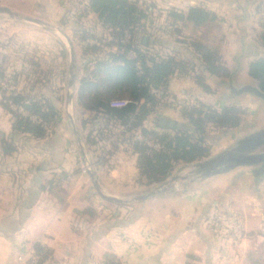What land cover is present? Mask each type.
Wrapping results in <instances>:
<instances>
[{"label":"crops","instance_id":"crops-1","mask_svg":"<svg viewBox=\"0 0 264 264\" xmlns=\"http://www.w3.org/2000/svg\"><path fill=\"white\" fill-rule=\"evenodd\" d=\"M130 1L148 9L147 17L134 34L135 43L146 51L152 49L160 58H173L184 65L183 71H176L168 79L169 97L144 122L146 129L155 122L159 129L173 134L177 125L186 123L182 117L185 107L202 104L218 111L225 107L242 109L244 115L237 127H207L204 139L209 154L205 159H209L232 146L250 122L264 125L262 104L250 95L233 97L229 93L230 77L235 88L253 84L248 67L264 58V46L259 39L264 0ZM0 8L41 20L70 39L76 56V111L80 86L74 37L82 31L88 33L89 28L108 27L89 10L87 0H0ZM193 8L210 13L214 20L196 25L175 17H186ZM15 22L16 19L0 15V77L4 78H11L10 72L16 71L13 50L17 37L22 39L21 33H25L27 44L38 39L37 34L33 36V29L52 35L61 47L65 43L57 34L28 22L25 25L33 28L17 32ZM197 46L217 58L216 65L226 74L207 71ZM116 50L105 49L103 57L109 60ZM62 55L56 54V59ZM20 67L31 77L25 63ZM94 71L92 68L88 73V81L95 85L92 95L104 90L98 85L101 71ZM196 77L203 79L209 93L197 84ZM47 86L17 85L20 94L48 102L57 112L51 123L43 125V138L14 135L12 115L0 103V264H18L20 257L28 261L33 256H38L39 262L44 257L41 264H104L107 256H113L119 264H264V175L257 182L254 172L251 174L256 168H238L185 191L144 202L108 203L98 196L83 166L65 110L67 91L64 93L62 83ZM104 96L107 104L112 99L127 98L116 94ZM160 118L174 122V127H160ZM74 122L100 186L108 195L128 198L156 185L145 186L141 181L138 155L128 143L100 155L86 143L89 132L85 129L86 134L82 133L84 129L81 131L76 115ZM5 144L12 145L14 151L6 154ZM261 151L264 148L258 152ZM183 164L179 163L169 176ZM165 201L167 206H159ZM150 207H156V211L151 213ZM36 245L42 248L40 255Z\"/></svg>","mask_w":264,"mask_h":264},{"label":"trees","instance_id":"trees-1","mask_svg":"<svg viewBox=\"0 0 264 264\" xmlns=\"http://www.w3.org/2000/svg\"><path fill=\"white\" fill-rule=\"evenodd\" d=\"M87 1L89 10L111 32L110 35L113 39L107 45L115 46L122 53L112 56L113 63L111 68L106 67L107 77L104 79H106L108 87L113 90H120L125 87L127 98L131 102L127 108L110 109L104 101V94L101 93L104 90L100 92L97 90V93L89 98V92L95 88V85L86 78L80 81L79 104L86 111L96 113L98 117L95 120L99 119L100 122L102 120L101 125L95 130L96 133H93L94 131L89 132L85 137L89 147H97L109 140L113 149L116 150L122 144L128 143L134 153L138 155L137 168L140 179L145 186L164 181L179 163H191L206 157L209 154V148L206 145L204 135L208 124L215 125L220 129L235 128L239 125L244 111L236 107H225L218 111L200 104L182 109V117L186 123L182 126L177 125L173 129V134L151 132L146 129L144 122L154 113L156 107L169 97L167 93L168 79L176 71H183L184 65L173 58L149 57L138 48L134 41V34L140 22L147 17L148 9L142 8L130 0ZM175 17L180 21L186 19L194 22L196 25L214 20L213 15L199 8L191 9L186 17L182 14ZM126 30L131 31V41L129 44L123 45L121 40ZM259 39L264 46V23ZM197 48L203 55V63L207 71L217 75L226 74L221 66L216 65L218 63L217 58L205 48L201 46H197ZM131 51L136 54L135 60L128 59L127 54ZM119 62H122L123 66H119ZM137 62L141 64V75L138 74L135 67ZM149 62L150 65H148ZM248 74L258 82L259 89L264 93V58L250 63ZM196 82L205 92H210L201 77H196ZM148 83L162 90V99H156L150 95ZM0 91L2 93L0 103L13 118V134H29L35 138L45 137L46 129L43 125L51 123L57 116L54 107L48 102L26 98L20 93L15 96H7L5 92ZM8 100H11L16 106L22 107L29 114L39 116L43 124L32 122L29 118L18 115L9 108ZM115 128L123 129L121 134L115 132ZM138 132L145 137L151 136L155 142H159L161 144L160 152H150L146 145L138 142L135 139ZM112 137L117 139L112 141ZM13 151L12 145L5 144L4 152L6 154ZM35 250L38 255L42 252L39 245L35 246ZM43 258L38 264L44 261ZM104 264H119V262L113 256H107Z\"/></svg>","mask_w":264,"mask_h":264},{"label":"rangeland","instance_id":"rangeland-1","mask_svg":"<svg viewBox=\"0 0 264 264\" xmlns=\"http://www.w3.org/2000/svg\"><path fill=\"white\" fill-rule=\"evenodd\" d=\"M35 15H39V14L36 13ZM90 22H92V21L90 20ZM15 24H16L15 30L17 32H20L19 31L20 29L21 30L26 29V31H27L29 28H33V27H29L28 25H25L24 21L21 19H16ZM36 30L37 31H35L34 29L32 30L33 34H34L33 36H35V34H37L36 36L38 39L35 38L36 41H31L30 44H27V39H24L25 33H24V35L21 33L22 39L21 38L18 39V37H17V41H15V48L13 50V55H15L16 56L15 58L17 59V64L15 66L16 71L10 72L11 78L9 77V78H5V79L10 81L16 89H17V85L18 86L24 85L25 87L34 86V88L38 86V88H39V86H41V85L47 84L48 86H52V85H57L58 83H62L63 88H64L63 90L65 93V90L67 91L66 87H67V80H68V66H69V61H70V57L68 55L69 52L67 53V51H66V48L68 50V46L66 45V43H64V46L61 47L55 41V38L52 35L46 34L44 31L39 30V29H36ZM87 30L89 31L88 33L86 31H85V33H83V31H82L79 35H77V38H76V36L74 37L75 49L77 51V55L79 58L78 69H77L78 70L77 80H78L79 86H80V81L82 79L86 78L88 80V73L90 72V69L93 68V69H95L94 72L99 71V70L101 71V72H99V75L97 77H99V80H101L100 84H98V85L104 89V92H103L104 95L116 94V95H120L121 97L125 96L126 94L123 93V91H125L124 90L125 87L121 88L120 90H113L112 88L108 87V83L106 82V79H104L107 77V73H106L107 68L106 67L108 66L109 68H111L110 66L113 63V57H110L109 60L107 59V57L105 55H104L105 57H103L105 49H117L115 46L107 45L108 42H111L113 39L112 36L110 35L111 32L108 29H104V28H96V29L89 28ZM65 32H67L70 36H72V34L69 30H65ZM15 36H17V35H15ZM28 45L31 46V47L29 46L31 48L30 51L27 48ZM138 45H139V49L141 50V52H143L147 56H149V57L151 56L152 58H155V57L160 58L159 55L156 54L152 49H150L149 51H146L144 48L141 47V44H137V46ZM60 48H62V52L60 51ZM27 51L29 53H27ZM55 53L56 54L60 53L63 55L59 56L58 59H56ZM117 54H122V53H120L119 50H116L114 55H117ZM101 55H102V57H101ZM61 57H62V59H61ZM22 58H24V59H22ZM161 59H165V58L161 57ZM129 60H131V59H129ZM24 63L26 64L27 70L29 69L31 71V73H30L31 77H29V76L27 77L25 75L26 72L24 73V71L22 70L23 67H20ZM118 65L123 66V63L119 62ZM148 65H150V62L148 63ZM60 73H62V76L60 75ZM24 78H25V80H24ZM18 91L19 90L17 89V92ZM92 93H93V91L91 90L89 92V98H91ZM62 96H63V94H62ZM122 98H125V97H122ZM62 104H64V100H63ZM78 106H79V99H77V109H76V111L74 110L73 114H74V116L75 115L77 116L78 122L81 123V131L84 129L82 133L86 134L85 133L86 131L87 132H93L94 131L93 133H96L95 130L98 128V126L101 125L100 123H102V120H101V122L99 119L95 120V118L98 117V115H96V113L86 111L85 109H82L80 106L79 107ZM62 114H64V111ZM243 115L241 116V118L243 117ZM84 122H85V125H87V126H85V128H83ZM150 124H152V127L150 125L148 127V129L151 132L162 133V132H164V130H165V132H170L168 129H164V130L159 129L157 126V123H155V122H154V124H153V122ZM209 126H215V125L208 124L207 127H209ZM85 129H86V131H85ZM122 130L123 129H119V128L114 129V131L118 132V134H121L120 132H122ZM156 130H159V131H156ZM108 135L111 136L110 134H108ZM139 135L142 136V138H145L144 139L145 142L147 140H149V141H152L154 144H157V145L159 144L161 147V144L159 142H155L151 138V136L145 137L144 135L140 134L139 132L135 136V139L138 142H140L138 140ZM111 139H112V141H114L117 138L112 137ZM109 142L110 141L108 140V141L102 143L101 145L94 147V148H96L95 151H97L100 155L102 154V151H106V150L108 153L113 152L114 149ZM145 142L143 143L144 145H146ZM140 143H142V142H140ZM146 146L150 152H156V151H153L152 149H150L148 147V145H146ZM158 152H160V151H158ZM127 162L131 163L130 161H127ZM159 206H161V207L167 206L166 201L164 202V204L159 205ZM155 208L156 207H150L149 211L151 213L152 212L154 213L156 211Z\"/></svg>","mask_w":264,"mask_h":264},{"label":"water","instance_id":"water-1","mask_svg":"<svg viewBox=\"0 0 264 264\" xmlns=\"http://www.w3.org/2000/svg\"><path fill=\"white\" fill-rule=\"evenodd\" d=\"M0 15H5L12 19H21L24 22L37 25L49 32H53L62 38L68 46L70 62L68 67L65 110L69 119V124L77 140L83 166L90 176L98 196L102 200L120 205L133 202H144L156 196L185 191L195 184L203 183L208 179L221 176L238 168H256L254 171H251V174L254 172L257 182L262 179L264 175V151H258L264 148V125L261 126L250 122L243 127L244 133L235 140V143L232 146L221 150V152L209 159H205L204 157L200 160L183 164L177 169L173 176L167 177L164 181L157 183L153 188L128 198H119L108 195L100 186V182L96 176L94 165L90 159L86 145L74 122L73 95L76 80V56L72 42L62 31L51 28L41 20L19 16L12 13L7 8H0ZM232 81L233 77H230L231 84L229 86V93L231 96L239 97L245 94L250 95L256 99L258 103L264 106V93L259 89L257 81L253 79V84L249 86H241L239 88H235ZM159 126L162 128H173L174 122H170L167 118H160Z\"/></svg>","mask_w":264,"mask_h":264},{"label":"built area","instance_id":"built-area-1","mask_svg":"<svg viewBox=\"0 0 264 264\" xmlns=\"http://www.w3.org/2000/svg\"><path fill=\"white\" fill-rule=\"evenodd\" d=\"M131 41V31L130 30H126L124 32V36L121 40L123 45H127L129 44ZM128 58L131 60H135L136 58V54L134 52H128L127 54ZM136 69L138 70V74L141 75L142 74V69H141V64L139 62H137L135 64ZM0 90H2L3 92H5L7 94V96H15L18 94L17 89L13 86V84L8 81L7 79H5L4 77H0ZM148 90L151 96H153L156 99H162L163 98V92L161 89L157 88L156 86H154L151 83H148ZM2 93L0 91V97H1ZM131 102L128 99L125 98H116V99H112L108 102V107L110 109H114V110H121L124 108H127L129 106ZM7 105L9 106V108L11 110H13L14 112H16L18 115L22 116V117H26L29 118L30 121L38 123V124H43L41 118L37 115H31L29 114L27 111H25L22 107L16 106L11 100H8ZM139 106V104H137ZM145 138H142V136L139 135L138 140L142 143H144ZM146 145H148V147L150 149H152L153 151H160L161 147L158 144H154L152 141L147 140L145 142ZM39 262V257L37 256H33L31 257L30 260L25 261L22 257H20L18 259V264H38Z\"/></svg>","mask_w":264,"mask_h":264}]
</instances>
